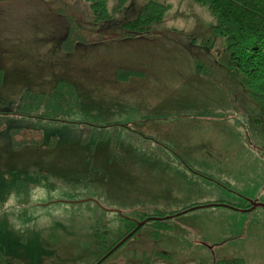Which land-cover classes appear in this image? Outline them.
Instances as JSON below:
<instances>
[{
  "label": "rangeland",
  "instance_id": "rangeland-1",
  "mask_svg": "<svg viewBox=\"0 0 264 264\" xmlns=\"http://www.w3.org/2000/svg\"><path fill=\"white\" fill-rule=\"evenodd\" d=\"M144 1L114 13L108 0L114 18L96 23L84 0H0V110L62 79L78 95L69 122L0 112L6 264H92L120 215L146 212L173 216L148 220L103 264L159 252L169 264H264V206H246L264 204L263 101L207 5L155 0L163 20L125 36ZM15 129L36 140L15 149Z\"/></svg>",
  "mask_w": 264,
  "mask_h": 264
},
{
  "label": "trees",
  "instance_id": "trees-1",
  "mask_svg": "<svg viewBox=\"0 0 264 264\" xmlns=\"http://www.w3.org/2000/svg\"><path fill=\"white\" fill-rule=\"evenodd\" d=\"M89 3L92 9V15L96 23L104 21H110L114 18V13L123 8L127 0H118L115 5L114 13H110L107 5L108 0H84ZM201 5H207L209 10L212 11L216 17V23L213 25L214 33L218 36L225 38L227 44H229L230 55L236 65L241 69L245 77L248 79V85L250 88H254L260 99L264 104V0H192ZM143 6L137 14L136 18L128 19L123 22L122 26L125 30L124 35L138 36L144 33H148L152 24L160 23L165 16V12L168 10V5L163 2H157L155 0H145ZM72 35L73 31H72ZM122 35V36H124ZM75 42H79L80 39L74 37ZM65 48V47H64ZM119 75L133 74V70H119ZM4 76L3 71L0 69V85L3 84ZM78 99L76 88L68 81L62 79L58 81L51 92H33L31 90L26 91L19 102V106L16 110H0L4 114H11L15 116L34 117L39 120L46 119L51 121L69 122L66 115L73 112L74 106ZM14 134V148L20 149L23 145L31 143L36 140L35 138L26 136L25 131L15 129ZM23 133L25 135H23ZM19 134V139L16 136ZM17 194L20 197L19 202L26 201L28 198L29 182L27 180L18 179L16 182ZM247 207H251L252 203L247 204ZM139 220H145L150 216H167L164 213H139ZM120 235H118L114 242L109 245H105L103 254L98 257L92 264L97 263L103 255L109 252L114 246L119 243L127 234L132 232L137 225L136 219H132L128 216H121ZM134 217V218H135ZM168 219V218H167ZM151 220V219H150ZM156 220V219H155ZM105 222V220H104ZM141 228V227H140ZM137 229L135 233L127 238L133 237L140 230ZM99 231V230H98ZM0 231V262L1 264L7 263V245L5 239ZM100 237V234H98ZM126 240V241H127ZM125 241V242H126ZM121 244L114 250L112 254L106 257L103 261L114 255L124 244ZM159 252L158 256L152 259L148 264L163 259L166 261L171 260V256H162ZM145 256V254H144ZM103 261L101 264H103ZM201 264H208L207 261L201 262Z\"/></svg>",
  "mask_w": 264,
  "mask_h": 264
},
{
  "label": "water",
  "instance_id": "water-1",
  "mask_svg": "<svg viewBox=\"0 0 264 264\" xmlns=\"http://www.w3.org/2000/svg\"><path fill=\"white\" fill-rule=\"evenodd\" d=\"M257 205H261V206H264V204L263 203H260V202H252V206L251 207H249V208H247V209H253V208H255V207H257ZM203 206V205H202ZM202 206H197V207H202ZM185 211H187V210H185ZM184 212V211H183ZM173 215H168V216H150V217H147L145 220H136L137 221V225L135 226V229L132 231V232H130L129 234H127L119 243H117L115 246H114V248H112L111 250H109V252L108 253H106L105 255H103V257L100 259V260H98L97 261V263H95V264H100V263H102V261L106 258V257H108L110 254H112L113 252H114V250L116 249V248H118L121 244H123L126 240H127V238L129 237V236H131L133 233H135L136 232V230L137 229H139L142 225H144L148 220H150V219H167V218H169V217H172Z\"/></svg>",
  "mask_w": 264,
  "mask_h": 264
},
{
  "label": "crops",
  "instance_id": "crops-1",
  "mask_svg": "<svg viewBox=\"0 0 264 264\" xmlns=\"http://www.w3.org/2000/svg\"><path fill=\"white\" fill-rule=\"evenodd\" d=\"M0 69H2V68H0ZM2 71H3V69H2ZM161 260H163V259H161ZM160 259H159V261H157V262H154L153 264H169V263H171V260L170 261H166V260H164V261H161Z\"/></svg>",
  "mask_w": 264,
  "mask_h": 264
},
{
  "label": "flooded vegetation",
  "instance_id": "flooded-vegetation-1",
  "mask_svg": "<svg viewBox=\"0 0 264 264\" xmlns=\"http://www.w3.org/2000/svg\"><path fill=\"white\" fill-rule=\"evenodd\" d=\"M249 208V207H248Z\"/></svg>",
  "mask_w": 264,
  "mask_h": 264
}]
</instances>
